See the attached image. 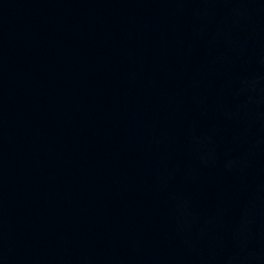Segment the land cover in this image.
<instances>
[{
	"label": "water",
	"instance_id": "1",
	"mask_svg": "<svg viewBox=\"0 0 264 264\" xmlns=\"http://www.w3.org/2000/svg\"><path fill=\"white\" fill-rule=\"evenodd\" d=\"M0 264H264V0H0Z\"/></svg>",
	"mask_w": 264,
	"mask_h": 264
}]
</instances>
